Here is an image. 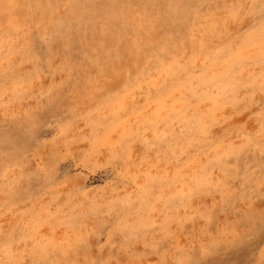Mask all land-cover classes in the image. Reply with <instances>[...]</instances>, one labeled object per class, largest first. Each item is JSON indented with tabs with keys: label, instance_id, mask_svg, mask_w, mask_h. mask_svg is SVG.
<instances>
[{
	"label": "clouds",
	"instance_id": "clouds-1",
	"mask_svg": "<svg viewBox=\"0 0 264 264\" xmlns=\"http://www.w3.org/2000/svg\"><path fill=\"white\" fill-rule=\"evenodd\" d=\"M0 264H264V0H0Z\"/></svg>",
	"mask_w": 264,
	"mask_h": 264
}]
</instances>
